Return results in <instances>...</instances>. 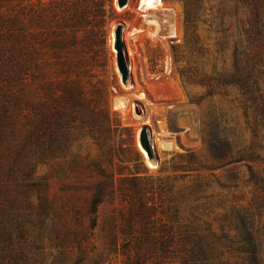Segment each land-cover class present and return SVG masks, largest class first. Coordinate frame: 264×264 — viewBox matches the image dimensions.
<instances>
[{"label":"rangeland","instance_id":"rangeland-1","mask_svg":"<svg viewBox=\"0 0 264 264\" xmlns=\"http://www.w3.org/2000/svg\"><path fill=\"white\" fill-rule=\"evenodd\" d=\"M102 1L113 8V18L89 41L80 73L81 87L101 112L69 121L71 131L61 145L64 159L37 169L47 177L42 194L35 186L0 182V225L6 221L4 200H10L19 227L36 240L30 263L125 264L122 245L131 228L151 225L160 231L169 224L176 231L191 214L212 220L234 200L249 196L244 163L225 164L209 147L226 126L244 125L230 85L243 50L240 24L231 16L233 2L204 1L186 22L183 0H162L160 8L145 12L140 0H127L123 8L116 0ZM117 24L123 25L129 68L125 85L112 42ZM142 129L149 154L140 145ZM95 193L101 203L92 237L82 243L83 255L57 247L55 232L62 225L76 233L90 226ZM24 199L34 208L19 206L24 203L17 200ZM39 214L51 219L39 224Z\"/></svg>","mask_w":264,"mask_h":264},{"label":"trees","instance_id":"trees-1","mask_svg":"<svg viewBox=\"0 0 264 264\" xmlns=\"http://www.w3.org/2000/svg\"><path fill=\"white\" fill-rule=\"evenodd\" d=\"M204 1L183 0L186 22ZM231 1L243 50L232 66L230 85L244 125L226 126L209 147L225 164L244 163L249 196L234 200L212 220L191 214L176 231L169 224L160 231L151 225L131 228L122 245L125 264H264V0ZM224 12L225 5L217 6V17ZM112 18L113 8H105L102 0H0V182L35 186L42 194L47 177L37 169L64 159L61 145L71 131L69 121L101 112L81 87L80 73L89 41ZM100 195L91 199L86 231L62 225L55 232L57 247L83 255ZM30 201L17 200L33 209ZM4 203L0 264H35L30 263L34 236L19 227L15 203ZM49 219L48 214L37 217L42 225Z\"/></svg>","mask_w":264,"mask_h":264},{"label":"water","instance_id":"water-1","mask_svg":"<svg viewBox=\"0 0 264 264\" xmlns=\"http://www.w3.org/2000/svg\"><path fill=\"white\" fill-rule=\"evenodd\" d=\"M118 8H123L127 4V0H116ZM123 25L117 24L113 30V47L116 50V66L120 75V82L125 85L129 80L128 64L125 58L124 45L122 42ZM140 145L147 150L149 154L148 136L145 129H142L139 136Z\"/></svg>","mask_w":264,"mask_h":264},{"label":"bare ground","instance_id":"bare-ground-1","mask_svg":"<svg viewBox=\"0 0 264 264\" xmlns=\"http://www.w3.org/2000/svg\"><path fill=\"white\" fill-rule=\"evenodd\" d=\"M161 4H162V0H140V10H142V12L143 11L145 12L146 10H149V9L154 10V9H156V7L160 8L158 6H160ZM147 136H148V134H147Z\"/></svg>","mask_w":264,"mask_h":264},{"label":"crops","instance_id":"crops-1","mask_svg":"<svg viewBox=\"0 0 264 264\" xmlns=\"http://www.w3.org/2000/svg\"><path fill=\"white\" fill-rule=\"evenodd\" d=\"M129 21V20H128ZM130 21H131V19H130Z\"/></svg>","mask_w":264,"mask_h":264}]
</instances>
